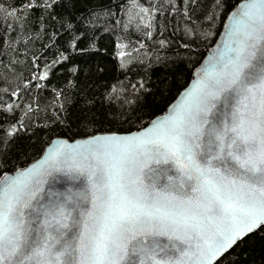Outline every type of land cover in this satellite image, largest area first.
Masks as SVG:
<instances>
[{
    "label": "snow or ice",
    "instance_id": "6c2138e0",
    "mask_svg": "<svg viewBox=\"0 0 264 264\" xmlns=\"http://www.w3.org/2000/svg\"><path fill=\"white\" fill-rule=\"evenodd\" d=\"M217 103L231 112L223 130L208 119ZM94 143L106 146L103 161L69 165L92 185L83 219L70 200H54L34 210L30 227L23 207L35 197L37 168L0 181V264H214L264 226V0L234 15L223 50L170 115L139 135ZM222 157L233 162L225 172L212 163ZM148 160L174 164L195 196L178 199L174 183L154 192L159 174ZM66 164L68 154L53 149L40 168ZM147 235L171 243L153 247L138 238Z\"/></svg>",
    "mask_w": 264,
    "mask_h": 264
},
{
    "label": "trees",
    "instance_id": "16d2710c",
    "mask_svg": "<svg viewBox=\"0 0 264 264\" xmlns=\"http://www.w3.org/2000/svg\"><path fill=\"white\" fill-rule=\"evenodd\" d=\"M239 1L0 0V178L163 113ZM214 264H264V226Z\"/></svg>",
    "mask_w": 264,
    "mask_h": 264
},
{
    "label": "water",
    "instance_id": "95a60500",
    "mask_svg": "<svg viewBox=\"0 0 264 264\" xmlns=\"http://www.w3.org/2000/svg\"><path fill=\"white\" fill-rule=\"evenodd\" d=\"M246 3H248V0H241L233 9L228 12L224 19L219 35L215 39L210 49L207 51L204 59L193 71L188 84L177 94V96L166 107L163 113L153 117L145 126L129 132L97 133L73 140L58 137L53 138L46 145L41 155L34 161L30 162L28 165L22 168L7 172L1 176L0 181H3L6 178H15L20 173L28 172L34 167L37 168L39 179L36 186L35 197L30 198V207L22 206L24 213L23 218L30 227L33 226V221L35 220L34 210L37 207L47 206L51 201L54 200L58 202L66 199L70 200L72 203L77 205L76 212H73V215L75 216L77 215V213H79L81 219L84 218V213L86 211H90L93 206V189L89 180V174H86L83 170H81L80 172L73 170L69 166L72 161H82L85 164L90 162L93 166H95L98 163L97 158H99V161H103L106 158L104 156V153L105 151H107V148L103 143H94L97 138H122L128 136H136L142 132H146L156 121L162 120L170 115L173 108L177 107V105L181 103V101L185 98V94L187 93V91L190 90L196 84L197 80L201 77L202 69L208 66L209 60L223 50V45L227 41L229 25L232 23L234 15L240 12V10ZM257 57H259V52H257ZM208 119L212 122L214 127H218L223 130L225 124L231 121V112L227 108H221L219 103H217L216 107L212 108V115H210ZM204 128H207V125H205ZM200 143L202 146L201 148L197 149V151L203 153L206 150L208 144V137L206 135L202 136ZM53 149H56L59 153H67L68 164L64 165L58 171L52 170L50 168L47 171H44V169L40 168V165L48 159ZM216 154L217 153L215 152H210L208 158L211 159V157ZM212 163L213 165H215V167L219 168L221 172H225L227 170H230L233 162L226 157H222V159L219 161L212 160ZM147 166L155 169L159 174L157 185L152 189L154 192L165 188L170 183H174L176 185V190L172 193V195H176L178 199H186L195 196V193H193L191 191V188L189 187V185L193 184V182L187 181L185 179L182 183L181 173L177 170V167L174 164H157L154 160H148ZM53 177H55V180L53 179ZM72 177L76 178L73 179ZM145 183L147 184V181H145ZM43 219V217H40L41 225L43 224ZM39 226L40 225H35V227L37 228H39ZM138 238L144 240L147 244L153 247H155L157 244H159L160 246H164L171 243L168 235H147L140 236ZM231 248H229L227 251H229ZM227 251H225L222 255H224ZM222 255H220L217 260L221 258Z\"/></svg>",
    "mask_w": 264,
    "mask_h": 264
},
{
    "label": "bare ground",
    "instance_id": "6f19581e",
    "mask_svg": "<svg viewBox=\"0 0 264 264\" xmlns=\"http://www.w3.org/2000/svg\"><path fill=\"white\" fill-rule=\"evenodd\" d=\"M223 256V255H222Z\"/></svg>",
    "mask_w": 264,
    "mask_h": 264
}]
</instances>
